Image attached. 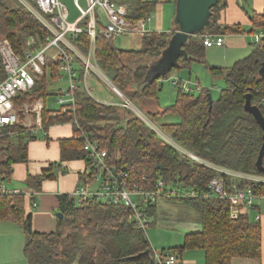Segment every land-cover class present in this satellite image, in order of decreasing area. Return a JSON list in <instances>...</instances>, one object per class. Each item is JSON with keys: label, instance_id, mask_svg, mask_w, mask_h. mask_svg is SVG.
I'll return each instance as SVG.
<instances>
[{"label": "trees", "instance_id": "obj_1", "mask_svg": "<svg viewBox=\"0 0 264 264\" xmlns=\"http://www.w3.org/2000/svg\"><path fill=\"white\" fill-rule=\"evenodd\" d=\"M226 6L227 0L218 1L212 9V27L190 37L183 46L189 57L181 59L176 69H189L193 62H206L207 48L203 43L206 33L244 32L240 25L219 23L221 12ZM156 7V1L139 0L129 10L126 19L136 24L148 14L154 13ZM250 20L253 31L264 28V14L251 13ZM99 27L101 29L103 25L99 24ZM173 32L145 33L143 46L139 50L118 49L112 39L102 33L97 35L96 58L103 73L141 109L144 100L157 99L158 80L140 92L133 88V84L143 79L148 70V62L160 56ZM46 35V29L21 5L11 7L7 0H0V38L8 40L15 52L23 53L26 50L27 38L34 37L43 41ZM89 42L90 37L86 33L76 36L75 43L83 52H87ZM254 48L250 56L236 62L233 67L209 66L213 76L223 78L226 83V89L221 91L217 100H213L211 109L208 100L210 90L202 88L199 96H195L194 90L185 92L179 87L174 104L164 110V115H173L177 120L161 128L177 143L208 162L264 176V172L256 166L263 143V130L244 108L246 95L251 93L252 103L258 105L264 114V104L261 102L264 97V79L259 73L264 61V47ZM80 65L75 67V81L78 84L75 109L69 105L70 110L67 112L59 108L50 110L47 106L42 110L44 127L77 122L72 123L73 138L60 142L61 161L83 159L88 167L86 177L96 172L94 160L83 149V140L77 137L86 133L107 151L108 165L121 170L127 168L131 179L146 189H151L159 178H164L174 187L187 186L195 189L199 195L203 194L210 180L218 174L182 156L131 109L105 104L83 91L85 67ZM48 66L44 75L36 76V86L32 92L22 95L19 101H32L36 96L45 97L49 80L58 78L61 73L58 63L48 61ZM3 76L1 67L0 78ZM168 76L170 74L164 78ZM17 130L19 134L14 140L9 137L0 139V144L5 145L0 147L1 180L10 179L13 164L28 162L29 141L36 139L33 132L22 127H17ZM160 165L164 168L160 169ZM55 166L63 172L61 163H57L40 176H28L26 186L41 190L44 179L56 178L57 174L53 172ZM244 183L240 182L242 188ZM251 183L255 194L262 193L258 183L248 182L246 186ZM58 200L59 210L64 217L58 220L56 231L38 233L32 227V216H26L25 195L0 196V219L22 226L26 237L24 255L29 264H157L146 231L137 227L129 207L96 201L81 205L68 194L59 195ZM174 201H181L194 208L202 227L201 231L188 234L184 245L176 250L203 249L206 264H231L234 257H261L260 219L264 202H255L248 209L239 207L240 212L234 215L229 201L215 197L171 200ZM156 207H146L149 216L155 214Z\"/></svg>", "mask_w": 264, "mask_h": 264}, {"label": "built area", "instance_id": "obj_2", "mask_svg": "<svg viewBox=\"0 0 264 264\" xmlns=\"http://www.w3.org/2000/svg\"><path fill=\"white\" fill-rule=\"evenodd\" d=\"M26 11H28L47 31L43 41H38L34 37L26 39V50L23 53L15 52L10 42L0 38V69L2 67L4 76L0 78V139L9 137L15 139L17 127H22L28 132L37 133L42 130L47 136L42 121V110L44 101L33 98L31 103L19 101L24 94L31 93L36 86V76L44 75L48 61L59 64L60 70L68 80V87L57 97L59 109L64 112L70 110L69 105L75 109V92L78 84L75 81V67L81 63L85 67L82 90L91 97L92 92L88 87V74L95 72L103 76L108 81L109 78L100 70L96 58L97 35L102 33L106 38L113 39L119 35H128L135 31L145 32V22L150 18L132 24L127 21L128 7L115 0H73L78 16L70 19L71 11L64 0H18ZM99 24L103 25L100 29ZM86 33L90 37V44L87 52H83L75 43L76 36ZM245 35L252 38L250 43L254 47H264V28H260ZM203 43L206 48L223 47L225 45L224 34L206 33L203 36ZM169 77V76H168ZM111 82V81H110ZM172 83L176 87H181L185 92H192V82L173 77ZM116 93L122 96L120 90L114 86ZM123 97V96H122ZM32 98V97H31ZM264 104V97L261 101ZM123 107L134 106L133 102L125 96L121 103ZM120 105V106H121ZM138 109V107H136ZM134 111L146 122V117L138 109ZM36 112V117L32 114ZM55 115V112H54ZM72 123H76L73 121ZM150 122L149 126L170 146H172L182 156L187 157L192 162L206 166L218 175L210 180L207 189L203 194L187 186L174 187L167 183L164 178H159L151 189H146L143 185L136 183L130 177L128 171L117 169L108 165V153L102 149L98 143L89 138L86 133L77 136L83 140V149L90 153L97 167L96 172L82 180L76 188L73 197L78 204L92 203V201L103 204L125 205L129 207L134 216V221L140 229L146 231L150 226L148 205H158L160 200H184L194 198H217L229 201L232 212H238L239 207L250 208L255 202H264V176L252 175L245 172L232 170L204 160L196 153L188 150L177 143L160 126ZM76 137V136H75ZM245 184L243 188L240 182ZM248 182L259 184L262 191L255 194L253 185ZM261 184V185H260ZM24 194L23 191L15 188L8 189L0 186L1 195ZM90 201V202H89ZM34 206L37 204L34 202ZM257 218H260L258 216ZM154 258L157 264H176L178 257L174 254L154 251Z\"/></svg>", "mask_w": 264, "mask_h": 264}, {"label": "crops", "instance_id": "obj_3", "mask_svg": "<svg viewBox=\"0 0 264 264\" xmlns=\"http://www.w3.org/2000/svg\"><path fill=\"white\" fill-rule=\"evenodd\" d=\"M118 3L125 4L128 7V12L130 9H133L139 0H115ZM149 2L156 1L157 7L155 12L159 11L161 12V15L164 14V9L166 7V4L169 3V0H147ZM154 12V13H155ZM256 13L259 15L264 14V0H227V6L226 8L221 12V17L219 19L220 24H227V25H240L242 29L244 30L243 33H250L254 30L252 22L250 20V14ZM151 14H148L146 17L140 19H147L150 18V20H147L145 22V32L135 31L128 35H119L116 38H113V44L116 48L121 50H139L143 46V39L145 33L148 32H173L175 31L174 25H173V17L175 14V7L174 9L168 11V14L165 16V21L161 22V20H156L154 17L151 18ZM139 20V21H140ZM147 22L151 23L152 29L149 30L147 28ZM248 27V31H245V28ZM243 33L239 34H224L225 35V47L226 45H229V42H232L235 39L238 38H246L247 36ZM241 36V37H240ZM120 39V41H118ZM229 38V39H228ZM228 39V40H227ZM223 47H217V48H223ZM213 48V47H211ZM208 48V49H211ZM88 51V50H87ZM207 53V50H206ZM54 64H57V62L51 61ZM196 63L193 62L189 69L186 71H189V77L182 78L181 75L185 68L187 67H180L178 71L175 74H172L169 77H161L157 81V99L153 100H144L143 107L145 108V113L148 114L151 117L153 116L156 121L158 118L161 119H168L167 115H164V110L166 108H163L162 105H164V99L165 95H169L170 97H174L175 99L177 97V90L178 87L173 85L172 78L173 77H179L181 79L193 81L192 78V65ZM81 63H77L76 67H78ZM82 65V64H81ZM80 65V67H81ZM50 67V66H48ZM220 67V66H215ZM223 68V67H222ZM77 68H75L76 73ZM102 71V70H101ZM50 74V73H48ZM64 77V73L61 71L60 75L56 79H50V82H57L59 85L51 91L54 103L57 105L56 107H47L50 110H56L59 108V105L57 104V97L59 93H62L65 89H67V86L62 83V81H66L68 83L67 78L62 79ZM90 77L93 82L101 81V78L99 75L95 72H90L88 74V80H90ZM110 80V79H109ZM197 82L199 83L198 78H196ZM194 84H192L193 86ZM110 88V87H109ZM174 91V92H173ZM194 92V91H193ZM93 95V94H92ZM94 97V96H93ZM42 99L44 101V106H47L46 99L41 96H36L35 99ZM117 100H104L100 101L105 104H112V105H121L123 100L119 101L118 97H116ZM34 99V100H35ZM97 99V98H95ZM32 100V101H34ZM99 101V99H97ZM32 101L26 100L30 105H33L31 103ZM36 112L32 114V117L35 118ZM174 121L173 117L169 120H166L164 122H161L159 124L160 127H163V125L170 123ZM48 135L45 136L42 130H39L37 133H35L36 139H33L29 141L28 144V162H21V163H15L13 164L12 173L10 176V180L15 184H13V188L19 189L24 192L23 195H25V213L27 215L32 216V227L34 231L38 233H50L54 232L57 229L58 225V218L55 217L56 211H59V200L58 196L62 194H68L71 195L74 193L77 187L80 186L83 179L86 177V173L88 171L87 164L85 160L78 159V160H71V161H61V144L60 142L64 139H72L74 136V127L72 123H58L50 125V127L47 129ZM14 140V139H12ZM61 162L63 172L55 166L53 172L57 174L55 179H44L42 181L41 190H35L32 187H27V179L28 176H40L44 171L50 170V167L55 164H59ZM85 175L84 178L82 176ZM4 180V179H3ZM34 202L37 204V206H34ZM159 205V204H158ZM157 205L155 209V214L153 215L155 218H158V216L164 215V210H159V206ZM173 218V217H172ZM1 220V219H0ZM4 222H7L5 225L6 229H0V264H29L28 260L26 259L24 255V246L26 242V237L24 234V231L22 229V226L18 223L7 221V220H1ZM171 223H175V228L181 227L183 231V237L184 240L182 242L180 238V242L177 244H174L169 251H165L166 249L163 248L162 250H157L155 248L154 251L157 252H163L164 254L171 253L178 257V261L176 264H206L205 263V251L200 248L195 249H186L182 252L176 250L184 245L186 236L188 234L196 233L201 231V223L198 219H181L175 220ZM261 227H262V252L260 258H244V257H234L231 261V264H264V209L261 213V219H260ZM169 227H172L170 224H168ZM150 227V226H149ZM175 231H178V229H175ZM181 232H178V235H181ZM149 240V239H148ZM150 242V241H149ZM175 249V252H173Z\"/></svg>", "mask_w": 264, "mask_h": 264}, {"label": "rangeland", "instance_id": "obj_4", "mask_svg": "<svg viewBox=\"0 0 264 264\" xmlns=\"http://www.w3.org/2000/svg\"><path fill=\"white\" fill-rule=\"evenodd\" d=\"M175 1L176 0L168 1L169 3L166 4L163 15H161V12L157 11L151 14V18L154 17V19L161 20L162 22L163 19L166 17L165 15L168 14V11L170 12V10L174 9ZM7 2L11 7H17V5H19L18 0H7ZM64 2L67 4L68 8L71 11L70 19L71 20L75 19L78 16V12L76 11L73 0H64ZM147 23H148L147 28L151 30L152 29L151 23L149 22ZM247 28L248 27L245 28V31H248ZM120 39L121 38H119L118 41H120ZM251 42H252V38L247 35V37L244 39L242 37V38L235 39L233 42L231 40V42H229V45H226L223 48H217L215 46L211 49L207 48L206 49L207 50L206 62L205 63L196 62L192 65L193 81L191 82L192 84H194L193 93L195 94V96H199L200 90L202 88H205V89L210 90L213 100H217L221 94V91L226 89V83L223 80V78L213 76V74L209 70V66H220L223 68L233 67L236 64V62L252 54L255 48L250 44ZM98 68L102 70L100 66ZM186 70L187 68H185V70L183 71L181 75L182 78L189 77V71H186ZM177 71L178 69H173V71L170 73V76L172 74H175ZM99 77L101 78V81L93 82L91 77H90V80H88V87L90 88L93 94L92 96H94V98L99 99V101L101 100L104 101L105 99L114 101V100H117L116 97H118L120 101L121 99L123 100L125 98V94L123 92L120 91L123 97L120 94L115 92L114 90L115 85L111 80L110 82L103 76H99ZM196 78H198L199 83H196L197 82ZM62 83L65 85V87L68 85L66 81H62ZM58 85L59 84L57 82H50V84H48V87L46 88L47 93L44 97V99H46V102H47L46 103L47 107H52L53 104L55 107L57 106L54 103V98H53L51 91L56 89ZM175 96L176 94L174 95V97H170L168 94L165 95L164 105H162V107L168 108L172 106L175 102ZM143 106L141 109L136 104H134V106H132L133 109L131 107H129V109L134 111V108H135L137 112H138V109H140V111L144 114L143 117L148 116L150 121L146 117V122H145L143 118L134 111L148 126L150 122H152L154 125L156 124L157 126H159L161 122L169 120L172 117H173V120H177V117L173 115H167L168 119L164 120V119L158 118L156 121L155 119H153L154 118L153 116L151 117V115L149 116L148 114L145 113L144 111L145 108ZM121 107L123 106L121 105ZM136 107H138V109ZM49 127L50 125L45 126V129H48ZM3 146H5L3 145V143L0 144V147H3ZM1 160H2V152H0V161ZM13 184L14 183L12 182V180L8 178L1 180V176H0V186L3 185L7 187L8 189H11L15 185ZM158 206H159L160 213L162 210H164V215L158 216V218H155L154 216H149L150 227H148V229L146 230V235L151 245L153 246V248L157 250H162L163 248H165L166 249L165 251H169L170 249H172L171 247L174 246V244H177L180 242V238L182 242L184 240L183 233L181 232L183 231L182 228L181 227L175 228V223H171L173 219L175 218V220H180V221L181 219H190V220L196 219L197 220L199 215H198V212L194 208L190 207L189 205H186L185 203L181 201L171 202L167 200H160ZM59 212L60 210L56 211L55 213L56 218H58L57 213ZM238 212H240V210ZM233 213L235 215L237 212H233ZM6 224L7 222L0 220V229H6L5 228ZM168 224L173 226V228L169 227ZM175 229H178V231H175ZM178 232H181V235H178Z\"/></svg>", "mask_w": 264, "mask_h": 264}, {"label": "water", "instance_id": "obj_5", "mask_svg": "<svg viewBox=\"0 0 264 264\" xmlns=\"http://www.w3.org/2000/svg\"><path fill=\"white\" fill-rule=\"evenodd\" d=\"M218 1L219 0L175 1V14L173 17L175 31L169 37L167 45L160 56L148 62V70L145 76L141 81L133 84V88L139 92L144 90L161 77L169 75L173 69L178 68L181 59H187L189 57V54L183 46L189 41L190 37L199 35L212 27V9L217 6ZM259 73L261 78L264 79V61L261 63ZM208 100L211 109L213 104L211 93L208 94ZM244 108L248 113L253 115L256 122L263 130V143L256 161V166L259 171L264 172V114L258 105L252 103L251 93L246 95ZM159 168L163 169L164 167L160 165ZM123 170L126 171L127 168H123ZM57 217L59 220H62L64 214L59 212L57 213Z\"/></svg>", "mask_w": 264, "mask_h": 264}]
</instances>
